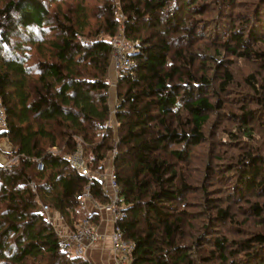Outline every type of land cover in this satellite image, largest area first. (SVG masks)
<instances>
[{"label":"trees","instance_id":"1","mask_svg":"<svg viewBox=\"0 0 264 264\" xmlns=\"http://www.w3.org/2000/svg\"><path fill=\"white\" fill-rule=\"evenodd\" d=\"M205 1L0 0V101L7 118L0 137L14 150L6 154L17 155L0 166V264H29L28 258L93 264L64 251L39 212L40 203L49 205L69 228L80 217L75 196L88 180L64 156L77 149L100 170L115 149L111 167L123 205L116 226L131 245L130 264H264L258 148L247 141L250 149L232 157L227 169L226 191L238 199L241 214L224 199L211 204L206 169L197 185L186 170L196 169L194 151L209 139L211 116L227 109L222 95L234 82L236 62L264 68L257 48L264 42V0ZM120 30L137 45L131 65L117 71L110 106V40ZM244 79L260 105L237 107L241 121L228 131L235 138L252 135L251 121L264 102L256 75ZM89 192L98 204L108 201L96 179ZM98 214L82 217L96 222ZM231 221L248 223V233L227 239ZM215 226L223 234L209 242L201 229ZM204 238L210 247L201 251Z\"/></svg>","mask_w":264,"mask_h":264},{"label":"rangeland","instance_id":"2","mask_svg":"<svg viewBox=\"0 0 264 264\" xmlns=\"http://www.w3.org/2000/svg\"><path fill=\"white\" fill-rule=\"evenodd\" d=\"M210 0H206L205 2H208ZM256 1V0H255ZM233 2H237L240 4L247 5L248 1L247 0H233ZM95 24V22H91V25ZM93 26V25H92ZM48 34L49 32H45ZM38 34V33H37ZM118 34L122 35L121 30L116 33L114 36H117ZM38 36H40L38 34ZM123 36V35H122ZM128 44H131L134 40H128ZM179 43H182L180 40H178ZM180 47V44L177 45ZM174 48V47H173ZM257 48H260L264 51V42L257 45ZM29 54H33V52H29ZM249 72L254 73L256 75V80L255 83H259L260 85H264V68L261 65L254 64L253 62H249L247 60H238L236 62V66L233 68L232 73H233V84L229 87V90L226 95H222V99L225 101L224 105L227 106V109H222L220 114L217 116L212 115L211 120L209 123L206 125L207 133L208 135V141L205 143L200 144L198 148L194 151L195 158H199V161H193L191 163V167H196V169H189L187 168V173L189 177L191 178V181L193 182V185H197L198 179L203 177V171L205 172V169L209 173L206 175V179L208 180V186L210 185V194L212 197H214V201L211 204L215 203H220L224 199L223 204H228L230 208H232V211L237 212V213H242L241 211L238 210L237 206H240V203H238V199H236L235 196H229V193L226 191L227 186L230 184L229 180L231 178L230 171L228 172V166L231 164L232 157L237 156L240 152H243L244 150H248L249 145L246 143L247 141L250 143V146L254 149L256 146L258 148V152L263 155L264 158V102L261 104V107H259L257 111V118L253 119L251 121V126H252V135L251 136H242L241 134L237 133L238 136L235 138L234 136L229 135L228 131H234L235 126H237L241 119H240V111L238 110V106L242 105L245 103L246 106H259L260 105V100L256 98L257 93L252 92L249 90L248 85L245 83V75ZM111 72L109 74V77H111ZM110 83V81H109ZM115 86V84H114ZM114 86H112L109 90V95L108 99L110 102V106H114L115 99H114ZM264 87V86H260ZM243 94H249V97H243ZM259 95L261 100L264 101V90L259 91ZM254 96V97H253ZM243 97V98H242ZM113 108V107H111ZM234 109V110H233ZM230 110H233V113L230 112ZM239 118V121L237 119ZM0 161H4L6 157H9L6 153V151L3 152L4 144L8 145V140L6 137H0ZM232 138V139H231ZM11 145V144H10ZM11 149L12 146H11ZM112 152V151H111ZM111 152L110 154L106 157L107 160H110L111 163ZM257 152V151H256ZM257 152L258 155H260ZM11 156V155H10ZM189 163V165H190ZM188 165V166H189ZM210 183V184H209ZM230 198V199H229ZM200 202H203V199L198 200ZM204 211V210H203ZM201 214V213H200ZM78 215L83 216L84 213L80 212L78 210ZM238 214L236 218H241ZM204 216L202 215L201 218ZM218 224V223H217ZM216 225V224H215ZM220 226V224H218ZM215 228H210V229H204L202 231L203 237H207L208 241L210 239H214L215 236L217 235H222L223 233H220L221 231L219 230V227ZM247 226L248 223L241 226L240 224H237L236 222L231 221L228 223V226L226 227L227 229L225 234V237L227 239H238L242 238L243 235H246L248 233L247 231ZM238 233V234H237ZM206 239L204 238V241ZM103 241V240H102ZM99 241V242H102ZM98 242V243H99ZM210 242V241H209ZM96 243L95 247L97 245H100ZM95 247L93 246L89 251H87V254L85 258L91 260L93 264H105L109 262V253L107 251L105 254L101 257L99 253L97 254L95 252ZM101 247V246H97ZM209 243L205 241L204 245L201 247V251L204 249H208ZM98 256V257H97ZM100 257V258H99ZM111 257L113 258V254L111 252ZM104 260L106 262H104ZM27 261L29 264H35V260L32 258H28ZM216 261L219 262L220 260L216 258Z\"/></svg>","mask_w":264,"mask_h":264},{"label":"built area","instance_id":"3","mask_svg":"<svg viewBox=\"0 0 264 264\" xmlns=\"http://www.w3.org/2000/svg\"><path fill=\"white\" fill-rule=\"evenodd\" d=\"M123 35V34H122ZM118 34L113 36L110 40L111 46V77L110 84L114 86L117 71L121 68H128L133 62L130 57V53L136 49L137 42L133 41L128 44L125 36ZM5 105L0 101V132L7 129V118H6ZM10 149L9 152H13ZM115 155V149L112 150L110 158ZM65 159L68 164L72 165L81 176L86 177L88 183L82 192L78 193L75 197L80 203L84 201L88 202L94 212H104L109 220L111 231L109 234L102 233L97 228V224L92 222L89 217L77 218L73 226L69 228L64 222L61 214L55 213L49 205L45 203L39 204V212L43 214L44 219L49 223L56 231L59 237V245L66 251L70 256H81L85 258L87 251L104 238H108L111 244V252L113 254L114 262L112 264H130L128 255L130 253L131 245L122 239V231L120 227L116 226L118 219L123 214V205L120 202V195L117 194V183L113 169L111 167L110 160L105 159L99 166H103V169H92L87 164L88 159L83 155L81 149H77L73 153H68ZM17 155L13 154L6 157L4 161L0 162L1 167H5L11 163L16 162ZM36 166L38 169L42 168L41 162L37 161ZM91 179H96L102 183L104 187V193L108 196V201L104 204H98L89 192V183ZM31 188L34 191L35 185L31 183Z\"/></svg>","mask_w":264,"mask_h":264},{"label":"crops","instance_id":"4","mask_svg":"<svg viewBox=\"0 0 264 264\" xmlns=\"http://www.w3.org/2000/svg\"><path fill=\"white\" fill-rule=\"evenodd\" d=\"M0 140H4V139L1 138ZM3 144H4V147H6V148H4L3 152L4 151L9 152L10 149H11L10 143L8 142V145H5V143H3ZM0 154L2 155V153H0ZM0 162H2V161H0ZM78 210H80V212H83L84 216L87 213H89V211L94 212L93 210H91V206L89 205V203L87 201L86 202L84 201L83 203H79V207L77 209V213H78ZM81 217L82 216H80L78 218H81ZM95 223L97 224V228L99 229L100 232H102V233L104 232L106 234H109V232L111 231L108 217H107V215L104 212H102V213L100 212L98 214V220ZM98 244H100V245H97V246H101V247H97V246L95 247L94 246L95 247V252L97 254L99 253V255L102 257L105 254V252L107 251V253H109V259H108L109 262H107L105 264H112L114 262V260L111 257V244L109 242V239L108 238H104L103 241L99 242ZM104 262H106V261L104 260Z\"/></svg>","mask_w":264,"mask_h":264}]
</instances>
